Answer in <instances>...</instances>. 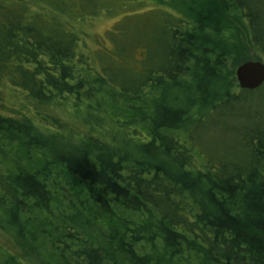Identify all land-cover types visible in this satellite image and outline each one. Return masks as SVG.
<instances>
[{"label": "trees", "instance_id": "trees-1", "mask_svg": "<svg viewBox=\"0 0 264 264\" xmlns=\"http://www.w3.org/2000/svg\"><path fill=\"white\" fill-rule=\"evenodd\" d=\"M99 2L0 0V84L22 100L0 142L39 157L9 166L0 145L8 262L264 264V82L226 86L219 28L168 10L126 15L97 64L63 18L109 13ZM210 3L264 62V0Z\"/></svg>", "mask_w": 264, "mask_h": 264}, {"label": "rangeland", "instance_id": "rangeland-1", "mask_svg": "<svg viewBox=\"0 0 264 264\" xmlns=\"http://www.w3.org/2000/svg\"><path fill=\"white\" fill-rule=\"evenodd\" d=\"M101 11L110 6L109 13L100 12L96 14L92 19L87 21H77L71 17H62L65 25L80 34L82 38V44L80 48L86 52L93 60L98 64V55L106 53L115 48L112 42L109 40V31L114 29L116 25L122 22L126 15L132 13H140L138 15L148 14L153 15L156 10H168L176 15H189L198 17V20L202 24H209L214 22L219 33L216 38L222 39L227 45L232 47V54L223 59L224 69L222 74L226 86L231 89L238 87V81L235 75L236 67L241 64L243 60H255L260 57L254 53L246 43V27L243 19L239 16L237 11L223 12L216 6H212L210 0H100ZM38 8V5H35ZM149 28V25H145ZM112 33L115 37L118 36L117 30H113ZM127 33V31L125 32ZM141 41V39H140ZM115 52V50H114ZM114 54V53H113ZM115 55V54H114ZM109 56H112L110 54ZM139 50H133L128 59L132 65H136L140 59ZM113 60L116 58L113 56ZM245 60V61H246ZM139 63V62H138ZM21 98L19 95H14L10 89L8 83L4 82L0 84V115H7V107H18L21 104ZM56 114L66 119L68 122L74 121L77 123L78 115L73 112L70 105L66 104L54 109ZM80 118V117H79ZM35 124H40L37 119H33ZM0 145L3 147V151L7 153V159L9 166H27L35 168L37 161L39 162L38 154L33 151H27L19 143ZM3 213L0 211V260H5L7 264H29L30 261L21 257L17 263L11 262L10 253L12 251L13 238L9 233V229H4L1 225L3 222ZM38 241L40 239L38 238ZM33 243V242H32Z\"/></svg>", "mask_w": 264, "mask_h": 264}, {"label": "water", "instance_id": "water-1", "mask_svg": "<svg viewBox=\"0 0 264 264\" xmlns=\"http://www.w3.org/2000/svg\"><path fill=\"white\" fill-rule=\"evenodd\" d=\"M235 75L240 88L254 89L264 82V62L246 60L236 67Z\"/></svg>", "mask_w": 264, "mask_h": 264}]
</instances>
